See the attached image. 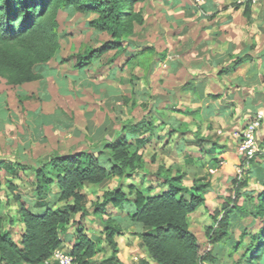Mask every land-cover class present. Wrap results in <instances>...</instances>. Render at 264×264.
Segmentation results:
<instances>
[{"label":"trees","instance_id":"trees-1","mask_svg":"<svg viewBox=\"0 0 264 264\" xmlns=\"http://www.w3.org/2000/svg\"><path fill=\"white\" fill-rule=\"evenodd\" d=\"M137 1L0 0V78L11 86L40 78L37 68L53 58L59 49L56 18H50L49 25L45 24L53 10L71 8L83 15L94 14L95 17L88 20L86 26L109 36L97 47H88L61 59V62L73 60L74 69L90 65L109 51H114L113 61L128 48L140 47L133 39L135 25L144 22L143 16L133 11ZM243 5L247 8L251 2L246 0ZM165 57V52L159 53L153 46H145L136 49L125 64L130 68L141 67L142 78L146 79L154 61ZM232 58L231 66L222 68L220 74L234 71L248 57L237 55ZM129 81L132 82V78ZM170 113L198 115L197 110L181 111L166 107L159 111V120L146 115L137 121H125L118 130L100 126L89 137L88 147L77 152H54L33 164L0 160V195L6 201L9 200L8 194L12 196L24 227L19 241L13 239L9 228L0 227V264H45L55 249L64 246V241L69 244L68 252L74 264H120L115 238L122 233L124 223L141 225L142 232L138 234L140 245L156 264H203L211 261L210 253H200L198 239L189 224L190 215L205 205V192L210 183L204 177L190 175L177 165L161 163L154 172H149L142 155L141 147L151 140L157 130L159 139L173 134L184 136L189 132L187 122L175 115L170 116ZM165 127L166 132L160 134L159 131ZM199 128L192 132L191 141L196 145L199 156L194 159L185 154L183 162L196 169L217 168L223 158L214 154L224 146L201 135ZM146 132L149 134L144 136ZM155 159L153 155L151 160ZM244 161L246 169L244 163L241 166L245 176L231 178L230 194L212 213L214 225L206 227L205 234L211 244L228 236L231 215L243 211L238 201L246 193L244 189L248 186L251 172L264 171L263 153L256 152ZM18 171L31 172L33 199H22L18 185L11 180ZM148 174L158 179L159 190L156 191L152 183L123 182L136 175ZM113 178L118 179V186L106 189L101 199L92 203L90 212L83 188L100 185ZM257 178L264 184V177ZM108 206L125 212L124 219L110 214ZM77 214L80 219L89 214L94 216L102 227L100 234L89 237L82 225L77 224L74 236L69 235L68 228ZM249 214L254 218L264 217V191L257 195L255 211ZM262 236L263 229H260L253 237L257 243L249 251L250 264H255L257 260L255 250ZM102 242L110 249V255L96 263V255L105 251Z\"/></svg>","mask_w":264,"mask_h":264},{"label":"crops","instance_id":"crops-1","mask_svg":"<svg viewBox=\"0 0 264 264\" xmlns=\"http://www.w3.org/2000/svg\"><path fill=\"white\" fill-rule=\"evenodd\" d=\"M162 2L152 3L143 15V24L139 25L144 26L143 36L148 40L149 33L156 38L158 47L147 42L145 38L138 40L135 25L133 39L140 47L128 48L127 52L115 57L112 67L108 68L110 75L105 80L99 74L97 77L101 80H95L96 76L90 78L87 73H84L83 69L92 63L77 70L72 67L73 61L61 62V59L66 57L64 54H60V60L54 56L40 65L37 68L40 78L37 80L11 86L0 78V140L3 136H9L8 133L14 126L18 129L19 149L34 142H44L46 129L58 131L55 133L77 131L74 134L80 135L82 130L75 127L73 117L75 119L77 117L76 112L79 106L77 100L83 98L85 94L82 85L96 83L97 85L94 86L96 91L101 92L103 88L110 94H115L117 98L118 92L122 94L119 87L123 88L121 84L126 82V79L122 77L126 69H131L136 79L141 80L148 88L151 86V81L158 78L165 91L164 94L152 93L154 108H149L148 113L143 115H147L148 118L158 119L159 111L169 107L181 111L197 110V116L203 121L221 118L228 123L231 117L237 118L234 111H238L242 112L238 121H247L258 114L262 116L264 123V0L251 4L247 8L238 0H163ZM145 46H153L159 53L165 52L166 57L163 60L154 61L147 78L143 79L142 68L139 66L130 68L125 61L136 49L139 50ZM110 52L112 54L110 58H112L114 51L105 54ZM237 55L248 58L234 71L220 74L222 68L231 66L232 57ZM133 79L132 83L135 84ZM122 98L124 102L125 97ZM115 100L116 103L120 101L118 98ZM83 109L86 119L83 126L85 132L91 137L103 124L94 123L93 111L87 110L85 104ZM171 115L174 114L170 113ZM192 132L188 133L193 136ZM156 134L157 132H155L157 138ZM173 136L175 142L169 148L168 144L171 138H174ZM9 137L10 139L6 137V140L11 142L14 137ZM159 140H164L161 147L163 152L175 150L176 153H181L188 145L197 149L194 142H191L193 137L189 139L187 133L184 136L173 134L171 137ZM215 141L219 143L218 140ZM223 146L222 150L214 154L215 156L229 154L225 145ZM54 152L68 153L69 151L54 150L47 155ZM0 160L20 161L4 157H0ZM151 162H156V159ZM190 167L196 169L195 166ZM155 170L150 169L149 172ZM186 171L189 173L188 170ZM134 177L139 179L138 184L152 183L153 181H147V178H154L156 191L159 190L158 179L154 176L148 174ZM142 177H144L143 181ZM205 202L207 205L206 200ZM111 211L115 212L113 215L120 218L124 219L126 216L121 210L112 208ZM20 225L21 237L24 227L21 222ZM124 225L122 233L115 238L120 264H156L148 257L146 249L140 245L138 234L142 232L141 225H127V223ZM11 228H9L10 231ZM11 234L13 237L12 231ZM20 237L18 240L14 237L13 239L19 241Z\"/></svg>","mask_w":264,"mask_h":264},{"label":"rangeland","instance_id":"rangeland-1","mask_svg":"<svg viewBox=\"0 0 264 264\" xmlns=\"http://www.w3.org/2000/svg\"><path fill=\"white\" fill-rule=\"evenodd\" d=\"M155 1L157 3V1L162 2L163 0H138L133 6V11L138 12L143 16ZM53 17H55L58 22L57 34L59 44V49L54 56H56L59 60L61 59L60 54H64L67 57L70 54L81 52L88 47H97L109 37L106 33L97 32L86 26V22L95 17L94 14L83 15L73 11L71 8L58 11L53 10L45 24L49 25L50 18ZM143 28L144 26L142 27L136 25L138 40L142 38H145V40L147 39L145 36H143ZM139 34L141 36H139ZM148 37L149 40L147 39V42L149 41L158 47L157 41H155L156 38H154L150 33ZM159 48H161V46ZM111 55V52L109 54L102 55L90 66L83 69L84 73H87L88 77L90 78L96 76L95 80H101V78L97 77L99 75H101L104 80L107 79L110 75L108 68L112 67L113 64V61H111L110 58ZM69 61L71 62L73 60ZM122 77L126 79V82L121 84L123 85V88L118 86L122 91V94L121 92H118L117 98L120 100L119 103H116V95L113 93L110 94L108 90H104L102 88L101 92L100 90L96 91V88L94 87L97 85L96 83L94 85H82L84 87L83 91H85V94L83 98L77 100L79 105L77 107L78 111L76 112L77 117L76 119L73 117L75 127L82 130L80 135L74 134L77 133V131L71 133L67 131L55 133L58 131L46 129V140L44 142H34L27 147L24 146L23 149H19V146L17 145L18 129L16 126H14L13 130L8 133L9 136L14 137L11 139V142L6 140V137L10 139L9 136L2 135L3 137H1L0 157L10 160L18 159L20 161L26 162L27 164H33L34 161L44 158L45 155L54 150L59 152H70L86 149L90 143V136H88V133L85 132L86 130L83 126L86 123L83 104H85V108L87 110L93 111L92 119L94 123L101 125L103 124V126L109 127L111 129H120L123 122L137 121L144 114L148 113L147 111L149 108H154L153 99L151 98L152 93H165L164 89L160 85L161 83H159L158 78L153 79L151 81L150 88H148V86H146L141 80L136 79V76L131 73V69H126L124 76ZM131 77L132 79L134 77L133 80L135 81V84L128 81ZM73 89L75 91L76 88L74 87ZM122 97L127 98V101L123 102ZM234 112L237 118L231 117L228 123L223 121L221 118L220 120H217V118L216 120L211 119L203 121L200 120V118L196 115H181L178 113H173L175 117H178L181 121L187 122L188 125L186 129L189 132L196 130V128L199 126L201 134H204L211 139L214 138L215 140H218L221 145H225L229 154L227 153V156H220L217 154L216 157L223 158L217 168H197L195 171L193 167L187 166L183 161L185 154L197 159L199 153L196 148L188 145L181 153H176L175 150L171 152H163L161 147L164 140L157 139L155 137V132L153 133L151 140L141 147L148 171L150 169L152 171L155 170L157 165L161 163L165 165H177L180 166L182 170H188L190 175H194L195 173L196 178L204 177L205 181L210 183L209 189L205 192L207 205L205 202V205L200 206L193 214L190 215L189 218L190 229L198 239L200 253L205 254L208 252L212 256L211 261H205L203 264H250V261H248L249 251L254 246V244L257 243L256 239L253 237L260 229H263V236L259 239V245L255 250V257L257 258L255 264H264V217L254 218L249 214L255 211L257 195L260 194L261 191H264V184H261L260 180L257 178V176L264 177V171L258 173L254 171L251 172L252 176L248 181V186L244 189L246 193L243 194V196L238 201V205L243 207V211H236L231 215V225L228 230V236L216 244H211L207 235L205 234L206 227L209 225H214L213 219L211 218L212 213L216 208H219L220 204L223 202V199L230 194L229 189L231 187V178H233L235 175L240 177L245 176L242 168L243 166L241 165L244 163V169H246L247 163L244 161V157L237 153V145L243 137V131L246 124L251 121L253 117L257 116H259V125L256 130V140L259 144L257 153L264 154V123L262 116L255 114L247 121H238V118L241 116L242 112ZM166 130L167 127L159 132L164 133ZM148 134L149 133L146 132L144 136H147ZM187 136L189 139H192L193 137L190 133H187ZM174 142L175 137L171 138L168 147L171 148L174 145ZM205 146L208 147L207 145ZM153 154L156 156V162H151V156ZM30 173V171H18L15 176L11 177V180L18 185V191L22 199L29 200L35 197L30 182ZM1 174L2 183H4L5 177L3 178L2 171ZM153 179L154 178L148 177L147 181H153L152 183L154 184L152 185H155ZM123 182H132L138 184L139 179L134 177L127 180L125 179ZM118 184V179L113 178L100 185H86L82 191L88 198L89 202L87 206L89 211L91 212L92 203L100 200L102 193L106 189L115 188L118 186ZM144 185H149V182ZM8 195L9 200L7 201L3 195H0V227H12L11 231L13 232V237L15 240H18L22 227L17 214V204L12 200V196L10 194ZM107 209L108 211H111L112 208L109 207ZM113 213L115 212H110L112 215ZM77 224L82 225V229L85 231V233L92 238L99 235L102 230V227L100 226L97 219L91 214L83 219H80L79 215L77 214L75 216V221L68 228L69 235L74 236L77 230ZM61 237L63 238L64 235L62 234ZM68 246L69 244L65 243L64 248L68 249ZM102 246H104L105 251L96 255L94 259L96 263H100L102 259H105L110 255V249L104 242H102Z\"/></svg>","mask_w":264,"mask_h":264},{"label":"built area","instance_id":"built-area-1","mask_svg":"<svg viewBox=\"0 0 264 264\" xmlns=\"http://www.w3.org/2000/svg\"><path fill=\"white\" fill-rule=\"evenodd\" d=\"M246 0H238L243 3ZM251 4L257 3L260 0H249ZM259 125V116L253 117L249 121L243 131V137L238 142L237 151L242 157L248 159L258 152V142L256 140V130ZM45 264H74L73 257L69 254L68 249L59 247L54 250L52 256L45 261Z\"/></svg>","mask_w":264,"mask_h":264}]
</instances>
